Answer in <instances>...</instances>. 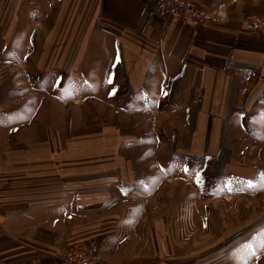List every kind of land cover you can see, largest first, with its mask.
<instances>
[{"label":"crops","instance_id":"crops-1","mask_svg":"<svg viewBox=\"0 0 264 264\" xmlns=\"http://www.w3.org/2000/svg\"><path fill=\"white\" fill-rule=\"evenodd\" d=\"M187 1L220 13L221 25L165 20L155 0H0V23L44 17L33 20L41 55L56 65L63 54L108 88L96 108L74 97L60 112L34 113L31 133L16 114V142L4 139L0 113V264H61L87 240L107 264H151L152 248L160 264L167 227L152 222L151 177L135 168L154 167L160 182L174 180L162 167L200 165L257 180L264 34L245 24L264 15V0Z\"/></svg>","mask_w":264,"mask_h":264},{"label":"rangeland","instance_id":"rangeland-1","mask_svg":"<svg viewBox=\"0 0 264 264\" xmlns=\"http://www.w3.org/2000/svg\"><path fill=\"white\" fill-rule=\"evenodd\" d=\"M5 14L6 9L0 7L3 19ZM33 20L46 21L44 17ZM33 20H17L14 27L9 22L0 23V113L8 132L4 139L12 142L22 137L12 131L17 127L16 114L20 120L24 118L23 129L31 133L39 130L38 120L31 119L34 113L48 116L60 112L74 97L96 108L108 89L91 83L95 71L65 63L63 54L56 65L52 53L41 55L37 39L40 27ZM36 101L44 104L38 106ZM116 115L124 113L119 110ZM47 123L52 121L47 119ZM118 154L128 157L126 148ZM162 168L174 180L160 182L154 167L135 168L133 172L142 179L151 177L152 186L145 189L152 192V222L161 219L167 227L160 264H264V167L259 168L257 180L251 176L235 180L221 175L217 167L203 165ZM151 253L155 259L151 264H159L154 248Z\"/></svg>","mask_w":264,"mask_h":264},{"label":"built area","instance_id":"built-area-1","mask_svg":"<svg viewBox=\"0 0 264 264\" xmlns=\"http://www.w3.org/2000/svg\"><path fill=\"white\" fill-rule=\"evenodd\" d=\"M159 16L165 20H178L190 28L203 25H221L220 13L215 15L201 11L194 3L187 0H155ZM245 31L250 34H264V15L250 17L245 24ZM1 210V203H0ZM61 264H106L99 244L94 240L75 243L64 254Z\"/></svg>","mask_w":264,"mask_h":264}]
</instances>
